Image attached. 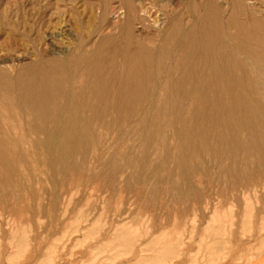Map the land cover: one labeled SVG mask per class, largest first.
Listing matches in <instances>:
<instances>
[{"label": "rangeland", "instance_id": "374dc122", "mask_svg": "<svg viewBox=\"0 0 264 264\" xmlns=\"http://www.w3.org/2000/svg\"><path fill=\"white\" fill-rule=\"evenodd\" d=\"M126 2L140 7L139 20L128 31L129 52L133 46L139 52V83L146 82L139 85V116L122 124H80L87 131L82 145L87 152L73 156L67 169H52L48 153L36 147L42 135L15 147L27 156L25 161L13 158L11 168L0 163V264H246L264 251V106L237 109L229 104L228 110L198 101L189 106L186 92L173 87L180 83L184 89L182 76L200 72L203 61L210 60L200 48L204 29L194 22L196 15L234 22L211 28L216 61L225 32L245 49H260L264 0H0V58L21 56L19 63L28 62L24 43L26 36L35 37L29 30L37 20L46 24L43 29L60 23L54 31L55 37L62 36L61 42L54 40L58 51L93 30L91 44L107 52L109 36L117 33L110 26L120 28L122 21L116 10ZM142 5L147 15L140 13ZM161 15L167 23L154 26ZM13 18L24 22L15 24ZM174 18L183 20L179 30ZM23 27L33 38L22 36ZM239 53L236 59L243 63L245 55ZM212 64L205 65L206 74ZM165 69L172 73L171 85L157 86L153 80L151 86L140 75H154L163 83ZM224 113L260 117L232 134V119H224ZM236 145L246 149L233 151Z\"/></svg>", "mask_w": 264, "mask_h": 264}, {"label": "bare ground", "instance_id": "6f19581e", "mask_svg": "<svg viewBox=\"0 0 264 264\" xmlns=\"http://www.w3.org/2000/svg\"><path fill=\"white\" fill-rule=\"evenodd\" d=\"M126 3V6L117 7L119 10L116 11L117 13L119 12V16H122V21L120 20V28L117 23L110 26V28L117 31V33L115 32L116 34L109 36L110 39L108 40L112 46L107 50V52H102V50L100 51L95 47V44H91L90 38L94 34L93 30L85 36L81 35L75 45H72V47L70 46L71 48H67L63 51L56 50L57 48L55 47L56 43L54 44V40L57 39L60 41L59 38L61 37L62 39V36L58 35V33V36L55 37L54 31L58 30L60 23L58 22L56 25L52 24L54 26L53 27L51 25L53 28L47 24L50 28L47 27L46 29L48 30L43 29L42 26L46 27V24L44 23L42 25V20L38 22V18L36 19L34 17L36 13L32 11L34 12L33 17L37 20V23L35 25L31 24L33 27L30 28L31 30L29 31H33V33L35 32V37L33 38L30 36L32 32L31 34L29 33V35L27 31H24V29L26 30V27L28 26L27 24L25 28L23 27L25 35L22 36H26L28 34L33 39L31 38L32 40H29L28 36H26L28 39H25V43L24 39L23 42H21L27 45L26 47L29 49L27 50L25 47L26 52H23V54L26 53L29 55L28 62L19 63L18 61L22 60L21 56L20 59H18V57L17 59H14L15 56L11 58L3 55L6 53H3V57L0 58V61L3 64L0 65V163H4L6 167L8 165V168H11L14 166L13 158L16 157L18 160L25 161V156L27 155L22 152H17L15 147L22 145L21 143H24V140H26L27 137L42 135L44 139L41 142L36 143V147L48 153L50 166L53 167L52 169H56L57 167L67 169L71 167L70 159L73 156L82 155L87 152L86 150L82 151V145L87 140V131H85L83 127H80V124L98 122L103 124H115L118 122V124H122L123 122L138 118L139 115L137 110H139V85H145L146 82L142 83L141 80V83H139V52L136 50L137 48L133 46L134 42L132 44L134 49L129 52L128 44L131 39V35L128 34V31L131 30L137 19L139 20L140 7L139 5L138 7L136 5L138 2H136V6L128 2ZM40 8L38 9L39 11L41 10ZM147 8L148 7L145 5H142L140 13H142V15H147ZM46 11L47 10H45V12ZM5 12L3 14H5ZM161 16L162 18L159 16L156 17L154 26L159 22L162 26L167 23L165 15ZM10 19L11 18H9V20ZM19 19L17 20L18 23ZM5 20L7 22V18ZM14 21L16 24V19H14ZM34 21L32 22L33 24ZM182 21L183 20L181 18L173 19V24L177 30H179L178 24ZM252 21H254V19ZM194 22L197 23V25H202V28L204 29L202 41L205 43L201 44L200 48L202 53L210 60L205 59L203 61L204 68L200 70V72L192 74L188 71L186 76H182V78L184 77L183 80H186V82H182L181 80L183 84L182 87L184 89H179L181 87L180 83H176L173 87H177L178 90L186 92L185 98L183 99L189 102V106L193 105L197 101L202 105L212 104L214 107L224 109H227L229 104L230 106H233V108L236 107L237 109H241L246 106L256 108L260 107V105L264 106V60H262V57L264 56V42L258 41V44L255 42V44L260 47L259 50L249 48L245 49L235 41L234 34L224 31L225 33H222L220 38V58L214 61L211 58V28L214 25L220 27H230L231 25H234L233 20L231 18H223L219 15L210 14L205 17L196 15L194 17ZM8 24H10V22ZM140 26L142 27V24H140ZM7 27L10 28L8 25ZM9 30L12 29L10 28ZM17 30H15L16 32H12L17 34L20 31L18 30L17 32ZM23 31L21 32L24 33ZM13 33L11 34L13 35ZM133 33L134 31L132 34ZM11 39L12 38H10V40ZM15 39H12V41H17ZM46 39L49 43L45 45L43 42H45ZM184 41L185 40H181L182 45ZM177 43L179 42L177 41ZM8 48H5L6 51ZM157 50L160 49L158 48ZM12 52L11 54L15 55V53ZM239 52H243L245 55L243 63L241 61L238 62L236 59L237 55L240 54ZM8 56L10 55L8 54ZM256 56H259V58L257 59ZM15 60L17 62H15ZM210 62L213 64L208 68L209 72L206 74L205 72L207 66L205 65ZM237 71L246 77H241V75L237 74ZM163 73L164 75H161L165 79L163 83H161V81H159L160 79L158 80L157 77L154 78V75H144L143 73V75H140L147 78V84L150 85L151 83V86H153V80L155 82L154 85L156 84L157 86L171 85L169 82L172 81V73L167 69H165ZM180 74L183 75V73ZM247 75L250 76L251 80H248ZM152 77L153 79H151ZM189 78H193L192 83H189ZM222 78L225 80H222ZM169 79L171 80L168 81ZM245 90H248L251 94L250 98L246 97ZM205 92H207V95ZM228 101H230V103ZM127 109H130V111H127ZM228 110H230V108ZM227 115H229V117H227ZM225 116L232 119V127L234 128L232 129V134H234L237 127L246 126L247 124L250 125L252 122L257 121L260 117L255 114H251V116L244 114V116H238V118H236L234 113H224V119ZM21 124H24V126H21ZM118 131L121 130H117V132ZM180 133L181 132H178L177 134ZM229 134H226V136L228 137ZM56 139L60 140L59 144L53 143ZM74 139H80L79 143L73 146L68 145ZM107 143H109V141ZM239 147L240 146L236 145L233 151H239ZM240 148L242 151L246 149L243 147ZM80 163L83 164L81 160ZM193 169H195V167ZM12 170L13 169L10 171L12 172ZM123 233H125V231ZM157 250H160V248Z\"/></svg>", "mask_w": 264, "mask_h": 264}, {"label": "crops", "instance_id": "0c3cea01", "mask_svg": "<svg viewBox=\"0 0 264 264\" xmlns=\"http://www.w3.org/2000/svg\"><path fill=\"white\" fill-rule=\"evenodd\" d=\"M226 264H233L232 262H227ZM234 264H240V263H235ZM246 264H264V251L252 255V258L246 263Z\"/></svg>", "mask_w": 264, "mask_h": 264}]
</instances>
